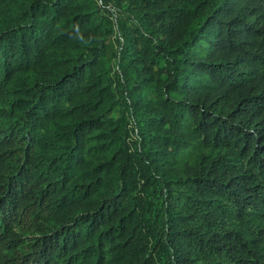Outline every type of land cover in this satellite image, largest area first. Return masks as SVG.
Here are the masks:
<instances>
[{
	"label": "trees",
	"instance_id": "obj_1",
	"mask_svg": "<svg viewBox=\"0 0 264 264\" xmlns=\"http://www.w3.org/2000/svg\"><path fill=\"white\" fill-rule=\"evenodd\" d=\"M0 264H264V0H0Z\"/></svg>",
	"mask_w": 264,
	"mask_h": 264
}]
</instances>
